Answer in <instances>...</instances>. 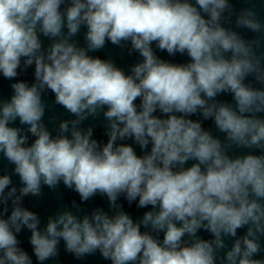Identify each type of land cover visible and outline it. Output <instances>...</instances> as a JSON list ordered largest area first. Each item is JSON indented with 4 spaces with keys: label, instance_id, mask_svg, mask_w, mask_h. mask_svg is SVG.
Segmentation results:
<instances>
[{
    "label": "clouds",
    "instance_id": "1",
    "mask_svg": "<svg viewBox=\"0 0 264 264\" xmlns=\"http://www.w3.org/2000/svg\"><path fill=\"white\" fill-rule=\"evenodd\" d=\"M106 42L141 59L126 72L90 55ZM28 68L33 81L17 79ZM0 75L15 81L0 99V155L13 166L0 175V264H34L18 239L25 229L36 264L57 258L61 241L77 260L98 252L110 264H264V22L254 3L236 13L230 0H0ZM49 91L71 117L54 129ZM101 116L106 141L84 126ZM61 183L80 203L41 227L24 199ZM97 195L108 211L86 212ZM121 197L146 211L133 219Z\"/></svg>",
    "mask_w": 264,
    "mask_h": 264
}]
</instances>
